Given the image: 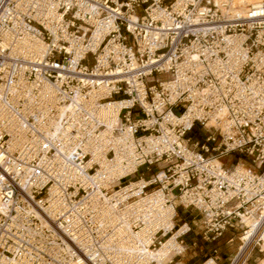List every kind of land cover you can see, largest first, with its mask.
Listing matches in <instances>:
<instances>
[{
	"label": "built area",
	"instance_id": "built-area-1",
	"mask_svg": "<svg viewBox=\"0 0 264 264\" xmlns=\"http://www.w3.org/2000/svg\"><path fill=\"white\" fill-rule=\"evenodd\" d=\"M181 208L264 255V1L0 0V264H183Z\"/></svg>",
	"mask_w": 264,
	"mask_h": 264
},
{
	"label": "rangeland",
	"instance_id": "rangeland-1",
	"mask_svg": "<svg viewBox=\"0 0 264 264\" xmlns=\"http://www.w3.org/2000/svg\"><path fill=\"white\" fill-rule=\"evenodd\" d=\"M207 132L208 131L204 127L196 124L190 130L188 136L191 138V142H194L202 138ZM238 157V154L233 153L231 155L223 156L221 159L226 167H231L232 165H235L236 161H238L236 160ZM240 159V163L249 165V160L247 158L241 156ZM178 216L180 218H185L186 220H193L191 231L186 236L188 248L186 253L178 259L179 262L183 264H200L209 256L211 249L217 248L221 255V260L219 263H229L228 257L231 258L235 254L237 247L240 244V230L227 229L216 241L209 242L202 239L201 235L198 233L197 222L200 218L198 212L192 209L184 210L181 208L179 209ZM229 238H232V240L228 241ZM193 242H195V245H192ZM262 263H264V255L253 250L244 264Z\"/></svg>",
	"mask_w": 264,
	"mask_h": 264
},
{
	"label": "bare ground",
	"instance_id": "bare-ground-1",
	"mask_svg": "<svg viewBox=\"0 0 264 264\" xmlns=\"http://www.w3.org/2000/svg\"><path fill=\"white\" fill-rule=\"evenodd\" d=\"M259 1H264V0H233V6H234V8L236 10L242 11V10H244L247 7V5L253 4V3H256V2H259ZM105 113L106 114H110L111 112H108V109H107ZM245 249H246V245H242L240 247V251L237 254V256L235 258V261H234L235 263L238 262L241 257H242V259L245 257V255H246V253H244ZM158 253L161 256H164L165 253H166V248L165 247L160 248ZM206 264H216V263L214 261H212V260H208V262Z\"/></svg>",
	"mask_w": 264,
	"mask_h": 264
},
{
	"label": "crops",
	"instance_id": "crops-1",
	"mask_svg": "<svg viewBox=\"0 0 264 264\" xmlns=\"http://www.w3.org/2000/svg\"><path fill=\"white\" fill-rule=\"evenodd\" d=\"M192 245H195V242H193ZM228 259H229V257H228Z\"/></svg>",
	"mask_w": 264,
	"mask_h": 264
}]
</instances>
